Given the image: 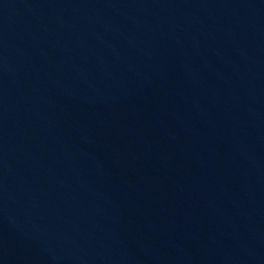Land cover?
Returning a JSON list of instances; mask_svg holds the SVG:
<instances>
[{
    "label": "water",
    "instance_id": "95a60500",
    "mask_svg": "<svg viewBox=\"0 0 264 264\" xmlns=\"http://www.w3.org/2000/svg\"><path fill=\"white\" fill-rule=\"evenodd\" d=\"M0 264H264V0H0Z\"/></svg>",
    "mask_w": 264,
    "mask_h": 264
}]
</instances>
